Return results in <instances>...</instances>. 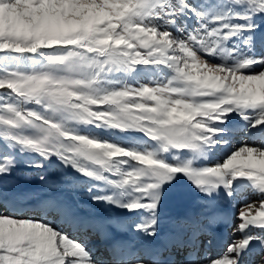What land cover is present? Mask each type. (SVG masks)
Instances as JSON below:
<instances>
[{
	"label": "snow or ice",
	"instance_id": "1",
	"mask_svg": "<svg viewBox=\"0 0 264 264\" xmlns=\"http://www.w3.org/2000/svg\"><path fill=\"white\" fill-rule=\"evenodd\" d=\"M0 264H264V0H0Z\"/></svg>",
	"mask_w": 264,
	"mask_h": 264
},
{
	"label": "rangeland",
	"instance_id": "2",
	"mask_svg": "<svg viewBox=\"0 0 264 264\" xmlns=\"http://www.w3.org/2000/svg\"><path fill=\"white\" fill-rule=\"evenodd\" d=\"M229 127L234 128V129H238V128L243 129L244 122L241 121L238 116L232 115L231 118H230ZM234 133H237V131L234 130V132H233V140H232L233 145L235 143H237V142H240L241 139H242L241 142H243V140L247 139L246 137L243 139L242 137H240L239 134H236L234 136ZM259 142H260L259 139H257L256 143H259ZM240 144L241 143H238V146ZM224 151H226V150H219L220 155H222ZM248 196H249V199H251V200H256L257 199V196L252 194V193H249ZM188 203H189V198L188 197H179V196H176V195L173 194V195L170 196L169 200L167 201V210L170 213H172V214H174V213L178 214L181 211L185 210V208L188 206ZM237 222L238 221H235L233 219L232 223L226 224V230L224 232L225 236H224V239L222 241V244H221V246H219L216 249V251H215V253L213 255H215V254H217V253H219V252H221V251H223L225 249L227 243L231 239V229L234 226V224L237 223ZM217 230L218 231H215L214 240L216 239V237H217V240L219 239L218 238V236H219L218 233L220 234V230L219 229H217ZM255 259H259V257L257 256V257H255Z\"/></svg>",
	"mask_w": 264,
	"mask_h": 264
},
{
	"label": "bare ground",
	"instance_id": "3",
	"mask_svg": "<svg viewBox=\"0 0 264 264\" xmlns=\"http://www.w3.org/2000/svg\"><path fill=\"white\" fill-rule=\"evenodd\" d=\"M233 130H235V131H237V134H239L240 135V137H242L243 139L246 137L247 138V134L245 133V131L243 130V129H241V128H238V129H234L233 128ZM246 140V139H245ZM241 141H242V139H241ZM237 142V143H235L234 145L235 146H238V143H242V142ZM244 141V140H243ZM257 142V141H256ZM237 144V145H236ZM181 212H183V211H181ZM180 212V213H181ZM174 214H176V213H174ZM217 229H219L220 230V234L218 233V240H217V237H216V239L214 240L215 242H214V244H213V247H212V254H214L215 253V251H216V249L219 247V246H221V244H222V241H223V239H224V236H225V234H224V232H225V230H226V224H223V225H220L219 227H217L216 229H215V231H218Z\"/></svg>",
	"mask_w": 264,
	"mask_h": 264
}]
</instances>
